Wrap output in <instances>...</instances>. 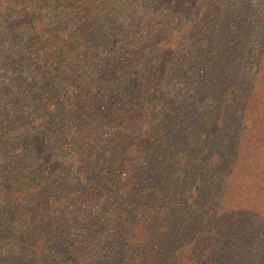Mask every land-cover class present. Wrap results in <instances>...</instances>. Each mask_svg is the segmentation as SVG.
Wrapping results in <instances>:
<instances>
[{
    "label": "trees",
    "instance_id": "1",
    "mask_svg": "<svg viewBox=\"0 0 264 264\" xmlns=\"http://www.w3.org/2000/svg\"><path fill=\"white\" fill-rule=\"evenodd\" d=\"M263 54L264 0H0V264H264L220 201Z\"/></svg>",
    "mask_w": 264,
    "mask_h": 264
},
{
    "label": "rangeland",
    "instance_id": "2",
    "mask_svg": "<svg viewBox=\"0 0 264 264\" xmlns=\"http://www.w3.org/2000/svg\"><path fill=\"white\" fill-rule=\"evenodd\" d=\"M233 71L241 99L221 111V149L235 150L236 159L229 174L221 165V210L264 225V54L257 69L241 61Z\"/></svg>",
    "mask_w": 264,
    "mask_h": 264
}]
</instances>
